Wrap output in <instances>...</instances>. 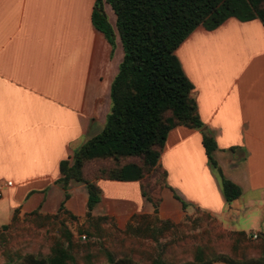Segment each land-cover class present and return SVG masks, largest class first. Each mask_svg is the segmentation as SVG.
I'll return each instance as SVG.
<instances>
[{"label": "crops", "instance_id": "0c3cea01", "mask_svg": "<svg viewBox=\"0 0 264 264\" xmlns=\"http://www.w3.org/2000/svg\"><path fill=\"white\" fill-rule=\"evenodd\" d=\"M94 2L0 0V183L11 182L1 190L0 225L13 213L18 220L34 210L54 213L61 202L77 218L72 224L84 220L86 188L70 181L64 199L59 165L101 131L122 58L114 13L102 3L111 45L92 24ZM175 55L215 142L211 155L240 194L225 202L201 130L175 126L158 158L165 184L155 216L176 224L195 210L221 229L264 233V27L258 19L235 17L211 30L197 26ZM96 184L99 200L91 215L107 216L123 229L131 215L153 214L138 180Z\"/></svg>", "mask_w": 264, "mask_h": 264}, {"label": "trees", "instance_id": "16d2710c", "mask_svg": "<svg viewBox=\"0 0 264 264\" xmlns=\"http://www.w3.org/2000/svg\"><path fill=\"white\" fill-rule=\"evenodd\" d=\"M102 3L114 13L122 48L109 87V111L101 131L73 149L69 163L60 162L57 179L64 199L70 181L84 184V220L76 224L75 235L68 223H77V218L62 202L54 213L26 214L25 220L46 232L49 245L45 254L20 253L10 248L18 229L13 213L9 223L0 225V264H146L133 258L135 248L125 245H143V240L152 244L147 264H264V233L251 239L242 231L218 228L206 213L176 224L155 216L165 184L158 158L167 132L175 126L201 130L205 157L225 202L239 196L238 186L222 175L211 155L215 142L198 117L192 85L175 49L195 27L211 30L228 17L258 19L264 27V0H95L92 24L112 45L114 33ZM97 179L138 180L140 194L152 205L153 214L135 213L123 229L107 216L91 215L99 200ZM181 206L184 209L186 204ZM197 227L201 229L183 232ZM82 232L85 241L79 238ZM213 236L230 239L233 256L216 250ZM100 238L110 244L104 245ZM192 238L199 241L187 246Z\"/></svg>", "mask_w": 264, "mask_h": 264}, {"label": "rangeland", "instance_id": "374dc122", "mask_svg": "<svg viewBox=\"0 0 264 264\" xmlns=\"http://www.w3.org/2000/svg\"><path fill=\"white\" fill-rule=\"evenodd\" d=\"M200 215L201 213L199 211L191 210L189 215H187L189 217L186 216L185 220L197 218L200 217ZM17 225L18 229L14 234L13 242L10 244L11 251H18L20 253H47L49 242L47 240L46 232L43 229L37 228V226H35L31 220H25V217H22L20 220H18ZM68 227L71 231L76 233L77 225L72 224V222H69ZM217 227L219 228L220 226L217 224ZM200 229L201 227H197L196 230L184 229L183 232L190 234L193 231H199ZM177 231L179 232L180 228L177 229ZM78 235H84V232ZM212 238V244L214 245L216 250L233 256L230 239L223 237L217 238L216 236H213ZM80 240L85 241V239ZM98 241H104V245L106 246L110 244L108 240H103L102 238H100ZM198 241V238L188 239L186 241V245L190 246L192 244H197ZM141 242L143 243V245H133L132 243L127 242L125 243V245L128 244L132 248H135L136 253L133 255L134 259H138L140 262L147 264L148 258H146V256L150 254V247L152 246V244H150V242L147 240H143ZM251 254H253V250L250 251V255Z\"/></svg>", "mask_w": 264, "mask_h": 264}, {"label": "built area", "instance_id": "2783aa9c", "mask_svg": "<svg viewBox=\"0 0 264 264\" xmlns=\"http://www.w3.org/2000/svg\"><path fill=\"white\" fill-rule=\"evenodd\" d=\"M10 185H11L10 181H6L5 183H0V194H1V190H2L3 187L10 186ZM79 238L80 239H84V235H79ZM250 238L251 239H255L256 235L254 233H251Z\"/></svg>", "mask_w": 264, "mask_h": 264}]
</instances>
